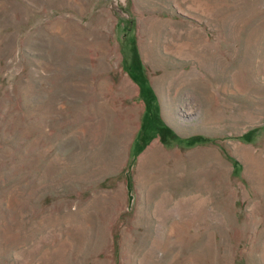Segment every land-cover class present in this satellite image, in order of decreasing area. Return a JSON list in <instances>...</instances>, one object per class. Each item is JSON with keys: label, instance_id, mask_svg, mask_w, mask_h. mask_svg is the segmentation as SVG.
I'll list each match as a JSON object with an SVG mask.
<instances>
[{"label": "rangeland", "instance_id": "obj_1", "mask_svg": "<svg viewBox=\"0 0 264 264\" xmlns=\"http://www.w3.org/2000/svg\"><path fill=\"white\" fill-rule=\"evenodd\" d=\"M0 264H264V0H0Z\"/></svg>", "mask_w": 264, "mask_h": 264}]
</instances>
